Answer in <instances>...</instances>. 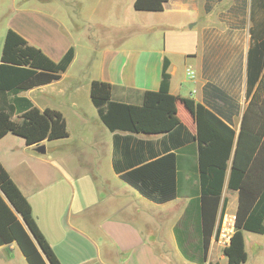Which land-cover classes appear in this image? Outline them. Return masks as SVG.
<instances>
[{"label":"crops","instance_id":"obj_1","mask_svg":"<svg viewBox=\"0 0 264 264\" xmlns=\"http://www.w3.org/2000/svg\"><path fill=\"white\" fill-rule=\"evenodd\" d=\"M36 1L11 13L5 33L17 31L54 61L71 46L75 50L59 79L19 93L40 109L60 111L68 136L40 142L45 153L36 151L40 144L27 145L14 134L0 138V163L29 202L39 230L61 264H198L184 258L177 244V238L186 246L197 244L195 237L188 241L190 220L179 224L185 211L193 213L200 196L196 142L172 147L179 156L177 197L164 203L148 200L114 170L113 135L128 133L104 125L91 101L90 83H110L113 100L138 104L141 92L159 89L167 57L169 91L187 130L195 136V106L203 104L237 133L248 102L249 48L261 20L251 14L252 0H166L160 11L137 10L134 0ZM74 3L80 23L57 8ZM92 37L98 38L95 45ZM135 137L158 148L160 137ZM257 155L264 158V140ZM227 179L228 172L222 190L226 203L217 216L224 232L211 239L203 264L227 263L223 249L229 239L223 234L231 229L230 237L234 231L231 217L238 202ZM243 237L247 258L241 264H264V232L244 231ZM0 264L28 263L13 241L0 243Z\"/></svg>","mask_w":264,"mask_h":264},{"label":"trees","instance_id":"obj_2","mask_svg":"<svg viewBox=\"0 0 264 264\" xmlns=\"http://www.w3.org/2000/svg\"><path fill=\"white\" fill-rule=\"evenodd\" d=\"M165 1L134 0L133 7L160 11ZM254 13L261 20L253 31L249 48L248 102L237 133L203 104L195 106V136L187 130L177 116L175 96L169 91L167 57L163 60L159 89L141 92L138 104L113 100L110 83L100 80L90 83V98L104 125L111 132L128 133L113 135L117 156L113 160L114 170L148 200L164 203L177 197L179 156L172 147L196 142L200 196L193 213L185 211L179 224L184 225L186 218L190 220L197 244L186 246L181 238H177V244L184 258L198 264L207 261L211 239L217 234L219 209L226 203L222 190L227 172V186L237 191L238 202L234 231L223 249L226 264L246 260L244 231L264 232V158L257 155L264 140V0H252L251 14ZM74 54L71 46L59 61H54L17 31L7 29L0 59V138L11 133L22 137L27 145H38L44 140L68 136L60 111L40 109L19 93L59 79ZM135 135L160 137L155 141L158 150L149 140ZM174 233L180 235L178 225ZM13 241L28 264H61L39 230L29 202L0 163V243Z\"/></svg>","mask_w":264,"mask_h":264},{"label":"rangeland","instance_id":"obj_3","mask_svg":"<svg viewBox=\"0 0 264 264\" xmlns=\"http://www.w3.org/2000/svg\"><path fill=\"white\" fill-rule=\"evenodd\" d=\"M29 1L30 0H0V32H4L5 33V26H6L8 20H9V18L11 16V13L14 12V10L17 9V8H20V9L27 8V6H29L27 4ZM58 1L59 0H52V2H58ZM33 2H37V1L33 0ZM57 8L59 10L63 9L67 13V15L72 17L71 19H72V21L74 23H80L79 15H78V8H77L75 3L73 5H70V6H59ZM184 20L185 19H182V21H184ZM74 40L76 41L75 44L79 45V48H80L81 47L80 46V41H77L78 39H74ZM90 41L95 45L96 44L95 42L98 41V38L92 37L90 39ZM173 47H175L176 49H179L178 43L173 44ZM83 69H84V67H83ZM52 143H49L48 146H47L48 155H51L54 152V148H52V146H53ZM81 183L82 182L80 180L77 181V183L74 184L75 189H77V190L80 189V184ZM68 189H69V191H71L70 190L71 189L70 186L68 187ZM188 241L194 242L195 238L192 236V237L189 238Z\"/></svg>","mask_w":264,"mask_h":264},{"label":"built area","instance_id":"obj_4","mask_svg":"<svg viewBox=\"0 0 264 264\" xmlns=\"http://www.w3.org/2000/svg\"><path fill=\"white\" fill-rule=\"evenodd\" d=\"M231 218H232V220H233V223H231V224H233V226H234L235 215H233ZM216 226H217V232H216L217 234H219V233H221V232H224L223 229H222V231L220 230V227H218L217 224H216ZM230 230H231V229H230ZM230 230L226 231V232L223 234V237L226 238V240H227V239L230 240V237H231V236L229 237V231H230ZM217 234H216V235H217Z\"/></svg>","mask_w":264,"mask_h":264},{"label":"water","instance_id":"obj_5","mask_svg":"<svg viewBox=\"0 0 264 264\" xmlns=\"http://www.w3.org/2000/svg\"><path fill=\"white\" fill-rule=\"evenodd\" d=\"M36 151H38L39 153H45V145L40 144L36 147Z\"/></svg>","mask_w":264,"mask_h":264}]
</instances>
